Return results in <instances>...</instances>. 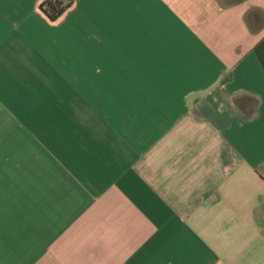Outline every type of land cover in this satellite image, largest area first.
Wrapping results in <instances>:
<instances>
[{"label":"crops","instance_id":"crops-1","mask_svg":"<svg viewBox=\"0 0 264 264\" xmlns=\"http://www.w3.org/2000/svg\"><path fill=\"white\" fill-rule=\"evenodd\" d=\"M0 0V264H264V0Z\"/></svg>","mask_w":264,"mask_h":264},{"label":"trees","instance_id":"trees-1","mask_svg":"<svg viewBox=\"0 0 264 264\" xmlns=\"http://www.w3.org/2000/svg\"><path fill=\"white\" fill-rule=\"evenodd\" d=\"M70 1L71 0H44L41 6L48 16L55 18L64 11L70 4Z\"/></svg>","mask_w":264,"mask_h":264},{"label":"built area","instance_id":"built-area-1","mask_svg":"<svg viewBox=\"0 0 264 264\" xmlns=\"http://www.w3.org/2000/svg\"><path fill=\"white\" fill-rule=\"evenodd\" d=\"M59 17V15L58 16H56V18H58Z\"/></svg>","mask_w":264,"mask_h":264}]
</instances>
